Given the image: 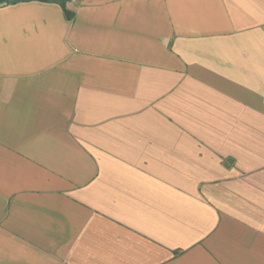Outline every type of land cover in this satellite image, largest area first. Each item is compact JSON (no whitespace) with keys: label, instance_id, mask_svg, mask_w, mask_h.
Wrapping results in <instances>:
<instances>
[{"label":"crops","instance_id":"crops-1","mask_svg":"<svg viewBox=\"0 0 264 264\" xmlns=\"http://www.w3.org/2000/svg\"><path fill=\"white\" fill-rule=\"evenodd\" d=\"M0 6V264H264V0Z\"/></svg>","mask_w":264,"mask_h":264},{"label":"trees","instance_id":"trees-1","mask_svg":"<svg viewBox=\"0 0 264 264\" xmlns=\"http://www.w3.org/2000/svg\"><path fill=\"white\" fill-rule=\"evenodd\" d=\"M33 1L58 4L63 8L66 16L68 18H72L74 14H73V12L69 11L68 4L71 2H74V1H79V0H0V6H2V5H16V4H20V3L33 2Z\"/></svg>","mask_w":264,"mask_h":264}]
</instances>
